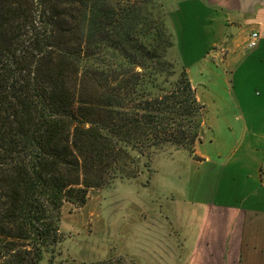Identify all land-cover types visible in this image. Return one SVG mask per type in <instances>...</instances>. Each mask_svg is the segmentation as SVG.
I'll use <instances>...</instances> for the list:
<instances>
[{
	"label": "trees",
	"instance_id": "trees-1",
	"mask_svg": "<svg viewBox=\"0 0 264 264\" xmlns=\"http://www.w3.org/2000/svg\"><path fill=\"white\" fill-rule=\"evenodd\" d=\"M167 20L160 0H0V264H52L64 203L193 155L204 107Z\"/></svg>",
	"mask_w": 264,
	"mask_h": 264
},
{
	"label": "crops",
	"instance_id": "crops-1",
	"mask_svg": "<svg viewBox=\"0 0 264 264\" xmlns=\"http://www.w3.org/2000/svg\"><path fill=\"white\" fill-rule=\"evenodd\" d=\"M192 1V12L181 11V6L186 8ZM164 6L174 46L192 48L196 45L191 43L197 41V47L208 48L186 65L188 75H194L198 84L204 75L223 80L231 76L245 88L246 81L253 80L257 82L254 88L264 92V0H171ZM251 32L258 33V40L249 49ZM240 101L239 113L230 115L231 125L240 131L224 154L216 152L218 160L199 146L193 155L185 151L180 155V168L187 166L185 192L192 189L194 197L186 206L179 190L171 189V203L161 199L174 210L170 223L175 236L168 231L169 216L148 221L142 217L138 222V202L130 194L128 201L115 199L100 207L98 234L108 251L105 258L121 255L128 264H264V138L246 136L247 124L254 127L252 115L258 106L253 99ZM176 151L182 150L173 151L169 159L178 155ZM160 162L156 155V173ZM229 192L246 197L239 204L225 202ZM201 203L210 208H202Z\"/></svg>",
	"mask_w": 264,
	"mask_h": 264
},
{
	"label": "rangeland",
	"instance_id": "rangeland-1",
	"mask_svg": "<svg viewBox=\"0 0 264 264\" xmlns=\"http://www.w3.org/2000/svg\"><path fill=\"white\" fill-rule=\"evenodd\" d=\"M160 2L167 6L170 5L171 0H160ZM181 7L183 8L181 11L192 12L195 8V2L188 3L186 8L184 6ZM165 9L167 10L168 8ZM191 44H195L196 47L184 49L183 47L178 48L174 46L173 60L178 64H181L183 61L187 65L195 56L204 54L208 50V48L197 47V45H200L197 41ZM253 68L255 69V67ZM263 68L264 66H262ZM189 78L195 88L198 100L204 107L201 141L195 144V149L199 146L202 151L210 155L214 160H218V157L215 155L216 152L220 151V154H224L226 147L231 143V139L237 137L240 131L237 126L231 125L230 115L238 114L239 108L237 105H239V101L241 100L240 103H245L246 99L255 100L258 106L252 115L255 116L254 127H251V123L247 124V129H245L246 136L264 138V92L258 89V87L254 88L257 82L247 80L245 88L239 85V79L231 78V76H226V80H223L214 76H211L210 79V77L204 75L199 84L194 79V75L189 76ZM247 91L256 92L253 93V96L248 94L247 97H243L242 94L247 93ZM233 106L236 107V110ZM246 115L250 116L251 113H246ZM175 150L169 147L156 154L161 159L158 173H156L153 163L155 156L151 161L153 171L149 177L147 174H141L135 179L114 180L109 187L99 189L91 188L88 190L86 203L80 207H76L67 202L64 203L61 207L60 221V234L63 239L59 244L60 252L52 258V264H92L97 260L104 259L108 251L106 245H104L103 238L98 234L100 232V224L98 221L100 207L104 203L112 202L115 199L118 201H128L132 199L130 194L134 195V199L138 202L140 214L138 222H140L142 217L147 218L146 221H148L158 216H169L168 231L170 233L173 232V236H175V232L172 230L173 224L170 223L171 220L174 221V210L171 206L162 202V200L171 203V199L174 198L170 197L171 189L179 190L183 196L182 201L186 202V206H189L188 204L193 201L194 197L192 189L189 193L185 192L188 187V181L186 182L185 177L187 166L183 165V168H180L182 161V156L180 155H183V151L185 150L178 149L182 151H176L178 155L174 159H169L174 155L173 151ZM203 167L200 168L201 172L203 171ZM227 195L223 199L225 202L238 204L246 197L241 192H229ZM174 196L176 198V194ZM166 197H168V200ZM203 204L202 208L206 210L210 208L209 204ZM169 241L172 242L173 240L169 239ZM40 264L47 263L41 261Z\"/></svg>",
	"mask_w": 264,
	"mask_h": 264
},
{
	"label": "built area",
	"instance_id": "built-area-1",
	"mask_svg": "<svg viewBox=\"0 0 264 264\" xmlns=\"http://www.w3.org/2000/svg\"><path fill=\"white\" fill-rule=\"evenodd\" d=\"M258 40V33L251 32L247 40V48L251 49L256 46Z\"/></svg>",
	"mask_w": 264,
	"mask_h": 264
}]
</instances>
